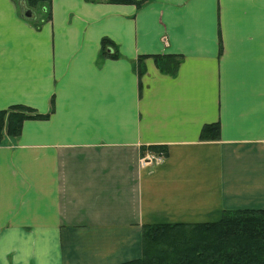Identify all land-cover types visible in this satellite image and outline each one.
<instances>
[{
	"label": "crops",
	"instance_id": "1",
	"mask_svg": "<svg viewBox=\"0 0 264 264\" xmlns=\"http://www.w3.org/2000/svg\"><path fill=\"white\" fill-rule=\"evenodd\" d=\"M42 11L0 0V111L43 115L3 132L0 264H121L144 226L264 210V0Z\"/></svg>",
	"mask_w": 264,
	"mask_h": 264
},
{
	"label": "trees",
	"instance_id": "2",
	"mask_svg": "<svg viewBox=\"0 0 264 264\" xmlns=\"http://www.w3.org/2000/svg\"><path fill=\"white\" fill-rule=\"evenodd\" d=\"M24 1L32 6L41 0ZM101 46L105 52L113 44L102 39ZM169 63H163L160 69L172 74L176 61ZM31 118H43V115L25 106L1 110L0 144L3 132L8 137H17L23 121ZM208 132V128H203L200 137L204 139ZM121 264H264V210L226 211L215 223L144 226L141 256Z\"/></svg>",
	"mask_w": 264,
	"mask_h": 264
},
{
	"label": "rangeland",
	"instance_id": "3",
	"mask_svg": "<svg viewBox=\"0 0 264 264\" xmlns=\"http://www.w3.org/2000/svg\"><path fill=\"white\" fill-rule=\"evenodd\" d=\"M16 5L18 9L23 13L24 9L28 8L32 12L33 15H35V18H37L40 14H42V8H45L46 6V0H41L40 2H36V5L30 6L29 3H25L24 0H16ZM45 10V9H44ZM32 17V15H31ZM39 20V19H37ZM37 22V21H36ZM157 156V155H154ZM162 161V159H161ZM160 163V162H158Z\"/></svg>",
	"mask_w": 264,
	"mask_h": 264
},
{
	"label": "built area",
	"instance_id": "4",
	"mask_svg": "<svg viewBox=\"0 0 264 264\" xmlns=\"http://www.w3.org/2000/svg\"><path fill=\"white\" fill-rule=\"evenodd\" d=\"M162 159V155L157 154V156L146 155L142 160H140L141 167H151L160 162Z\"/></svg>",
	"mask_w": 264,
	"mask_h": 264
},
{
	"label": "water",
	"instance_id": "5",
	"mask_svg": "<svg viewBox=\"0 0 264 264\" xmlns=\"http://www.w3.org/2000/svg\"><path fill=\"white\" fill-rule=\"evenodd\" d=\"M24 16L26 17V18H30L31 17V15H32V12L30 11V10H26V11H24Z\"/></svg>",
	"mask_w": 264,
	"mask_h": 264
},
{
	"label": "flooded vegetation",
	"instance_id": "6",
	"mask_svg": "<svg viewBox=\"0 0 264 264\" xmlns=\"http://www.w3.org/2000/svg\"><path fill=\"white\" fill-rule=\"evenodd\" d=\"M26 10H30V9H28V8L24 9V11H26ZM24 11H23V13H24Z\"/></svg>",
	"mask_w": 264,
	"mask_h": 264
}]
</instances>
